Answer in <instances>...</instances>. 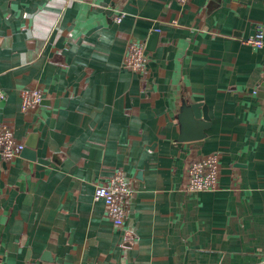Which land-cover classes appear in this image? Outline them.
Listing matches in <instances>:
<instances>
[{
  "label": "crops",
  "instance_id": "0c3cea01",
  "mask_svg": "<svg viewBox=\"0 0 264 264\" xmlns=\"http://www.w3.org/2000/svg\"><path fill=\"white\" fill-rule=\"evenodd\" d=\"M0 0V124L35 159L0 157V264H260L264 258V0ZM154 33V34H152ZM152 37L143 74L128 41ZM155 36V39H154ZM42 100L21 110L20 92ZM207 107L180 141V106ZM219 157L218 189L182 190ZM123 169L115 226L94 188Z\"/></svg>",
  "mask_w": 264,
  "mask_h": 264
},
{
  "label": "built area",
  "instance_id": "2783aa9c",
  "mask_svg": "<svg viewBox=\"0 0 264 264\" xmlns=\"http://www.w3.org/2000/svg\"><path fill=\"white\" fill-rule=\"evenodd\" d=\"M121 0H110L108 8L111 18L120 22L125 13L117 8ZM181 4L188 0H178ZM244 42L257 48H264V31L261 28L246 38ZM148 51L143 40L128 41L124 63L127 69L134 73L143 74L146 67ZM4 92L0 88V101ZM21 110L23 112L34 109L42 100V94L37 89H24L20 92ZM24 144L16 141L11 128L0 124V157L7 160L18 156ZM219 157L215 152L205 153L192 160L186 170V181L182 190L186 193L215 191L218 189ZM131 195V189L123 169H117L103 183L97 184L93 192V200L101 201L106 214L115 226H121L126 216V202ZM26 264H32L26 262ZM260 264H264V258Z\"/></svg>",
  "mask_w": 264,
  "mask_h": 264
},
{
  "label": "water",
  "instance_id": "95a60500",
  "mask_svg": "<svg viewBox=\"0 0 264 264\" xmlns=\"http://www.w3.org/2000/svg\"><path fill=\"white\" fill-rule=\"evenodd\" d=\"M152 37L153 35L145 43L146 50L150 49ZM261 86H264V82ZM178 119L181 125L180 134L178 136L180 141L199 140L206 136L204 130L209 127V116L205 105H202L201 103L187 104L186 102H183L180 106ZM31 138H33V135L30 137V140L24 144L20 154L22 156L26 155V157L34 160L35 142Z\"/></svg>",
  "mask_w": 264,
  "mask_h": 264
}]
</instances>
